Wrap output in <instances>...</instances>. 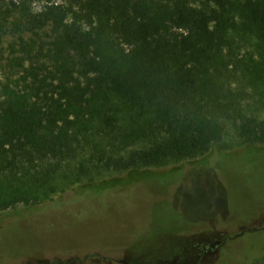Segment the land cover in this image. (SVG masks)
Segmentation results:
<instances>
[{"label":"trees","instance_id":"trees-1","mask_svg":"<svg viewBox=\"0 0 264 264\" xmlns=\"http://www.w3.org/2000/svg\"><path fill=\"white\" fill-rule=\"evenodd\" d=\"M232 2L238 19L263 41L264 0H69L48 15L22 18L32 32L48 22L58 27L67 15L70 24L57 50L40 47L16 57L18 75L1 86L0 211L42 206L67 190L61 184L71 174L195 159L222 140V113L246 146L264 147V117L223 112L202 90L223 45L218 9ZM92 31L118 51L122 64H105L107 51L88 42ZM64 40L72 44L62 49ZM43 51L67 58L39 60ZM239 224L228 232L246 230ZM257 245L264 254V238ZM222 249L210 264H223Z\"/></svg>","mask_w":264,"mask_h":264},{"label":"rangeland","instance_id":"rangeland-1","mask_svg":"<svg viewBox=\"0 0 264 264\" xmlns=\"http://www.w3.org/2000/svg\"><path fill=\"white\" fill-rule=\"evenodd\" d=\"M68 3L0 1V91L18 75L16 57L33 56V49L38 54L40 47L57 50L70 24L67 15L58 27L48 22L32 32L22 18L48 15L49 8ZM237 3L218 9L223 45L207 66L202 90L223 112L232 108V114L264 117V40L238 19ZM87 39L107 51L105 64L124 62L95 31ZM71 44L64 40L62 49ZM108 53L114 57H105ZM45 54L36 57L67 58L64 52ZM219 120L222 140L195 159L71 174L61 184L67 190L50 194L42 206L19 203L0 211V264H210L222 247L223 264H260L264 254L257 243L264 230L248 229L264 227V147L246 146L230 119L222 113ZM192 166L197 169L190 171ZM236 223L246 230L233 235L228 231Z\"/></svg>","mask_w":264,"mask_h":264}]
</instances>
